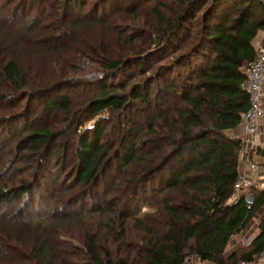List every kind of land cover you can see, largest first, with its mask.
<instances>
[{
	"label": "trees",
	"instance_id": "16d2710c",
	"mask_svg": "<svg viewBox=\"0 0 264 264\" xmlns=\"http://www.w3.org/2000/svg\"><path fill=\"white\" fill-rule=\"evenodd\" d=\"M104 1L98 6L103 15L106 6H112L115 0H109L106 5ZM63 3L59 6L63 15L71 17L87 0ZM202 6V13L198 14ZM153 11L157 18L150 32L155 35L153 45L149 44L152 48L138 47L135 54L104 60L101 67L104 74L93 75L99 91L90 95L85 106L91 116L72 125L77 161L73 183L79 185L74 198L84 199L90 192L97 196L95 184L104 180L113 193L105 202L95 201L96 209L109 217L96 225V229L91 225L93 229L85 230L83 248L95 264L102 263V255L109 264H181L189 253L219 264L253 261L264 251V214L244 250L226 255L225 249L230 237L264 209V182L248 188V193H252L250 202L244 192L233 199L241 162L238 127L249 101L243 82L247 77V62L256 53L254 38L264 27V0H173L168 15L164 16L156 5ZM66 21L61 24L66 26ZM190 21L195 22L190 24ZM78 22L75 19L70 23ZM8 38L9 35H0L3 49L0 73L6 87L19 89L30 82L25 81L18 60L3 55L7 52L3 41ZM170 50L172 56L157 64L148 77L151 81L146 79L126 88L129 80H125L119 89L107 83L109 73H119L156 54L160 58ZM154 81L157 82L151 95L149 88ZM73 82L59 77L45 86L44 91L53 93ZM42 101L43 109L52 112L69 114L72 110L73 97L65 91ZM141 101L145 108L142 122L138 124L137 112L129 110L133 113L126 116L122 113L116 120L121 130L115 141L109 142L106 125L112 110L121 111L131 104L130 108L137 111ZM16 121L0 120V141L18 133ZM54 136L55 131L46 125L33 127L25 136L29 139L27 145L21 140V147L34 148L40 144L54 149ZM41 167L48 170L46 164ZM42 171L40 176L47 173ZM34 186L33 181L24 179L13 188L2 187L0 195L8 199L14 189L24 192ZM144 203L152 206L154 213L140 212ZM130 212L143 230L139 236L144 241L131 242L136 247L134 258L129 257L132 246L111 254L108 241L100 236L101 229L107 235L114 232L118 242H123L127 234L124 219ZM47 240L43 235L37 242L40 245L37 252H42ZM57 248L54 247L55 251ZM49 250L53 255V248ZM41 261L49 264L50 256Z\"/></svg>",
	"mask_w": 264,
	"mask_h": 264
},
{
	"label": "rangeland",
	"instance_id": "374dc122",
	"mask_svg": "<svg viewBox=\"0 0 264 264\" xmlns=\"http://www.w3.org/2000/svg\"><path fill=\"white\" fill-rule=\"evenodd\" d=\"M61 1L64 2L0 0V35H9L8 40L3 39L8 49L5 48L7 52L3 55L7 59L10 56L16 58L24 71L25 81L30 82L22 88L9 89L2 82L3 76L0 73V120L10 121L13 118L16 121L18 117L16 122L20 129L9 140L0 141V189L13 188L24 179L35 184L24 192L14 189V192L8 194V199L0 195V264H44L41 258L48 255L49 264H65V261L67 264H95L83 248V235L88 227L93 229L94 225L96 229V225L107 220L108 213L101 214L96 209L95 201L105 202L113 193L106 185L108 181L104 180L95 184L97 196L93 197L90 192L84 199L74 198V192L79 185L73 183L77 161L74 154L76 137L71 131L72 125L89 116L85 108L86 102L92 93L99 91L93 75L104 74L101 68L104 60L124 58L135 54L138 47L145 50L153 45L155 35L150 32L157 18L153 7L156 5L166 16L173 3V0H115L112 6H106L105 15L107 13L109 16H105L98 7L103 0H87L80 11L66 17L59 7ZM108 2L109 0H105L104 4ZM203 8L204 6L198 9V14L202 13ZM75 19L79 22L71 24ZM63 21H66V26L61 24ZM193 22L195 21L188 23ZM0 50H3L2 47ZM172 54L171 50L165 51L160 58L156 54L140 64L133 63L119 73H109L107 83L119 89V85L125 80H129L126 88L146 79L151 81L148 77L153 74L157 64L167 61ZM59 77H67L74 82L53 93L44 91L45 86ZM82 77L89 79L82 80ZM156 82L149 88L151 95ZM38 90L41 93H37ZM60 91L68 92L73 97L69 114L43 109V98L56 95ZM137 106L140 107L137 111L130 108L131 104L125 105L121 111L112 110V125L109 126L110 122L106 125V138L109 142L115 141L121 130L116 120L121 118L122 113L126 116L133 113L132 111L137 112V122H142V111L145 112L142 101ZM130 121L128 119V123ZM44 125L55 131L52 141L56 147L44 148V145L37 144L34 148L29 146L22 149L21 140L27 145L29 139L25 136L32 132V128ZM135 131L139 132L137 129ZM45 164L48 170L41 167ZM41 168L47 172L44 176L39 174ZM118 177L122 176L116 175ZM153 209L148 203H144L140 212L148 211L151 214ZM130 213L124 219L127 234L123 242H118L114 232L107 235L101 229L100 236L110 242L107 244L111 254L121 253L132 246L131 242H144L139 236L143 234V230ZM263 214L264 209H260L241 231L230 237L225 249L226 255L234 250H244L257 232ZM63 215L66 217L62 218ZM151 217L153 215L149 218ZM39 232L48 238L42 252H37L40 246L37 242L43 236H39ZM55 246L58 247L57 251ZM50 248L55 251L52 252L53 255ZM135 248L134 245L130 248V258H134ZM187 258L192 264H219L203 261L193 253H189ZM102 259L101 264H109L105 255H102ZM235 264H264V251L253 261L244 260Z\"/></svg>",
	"mask_w": 264,
	"mask_h": 264
},
{
	"label": "built area",
	"instance_id": "2783aa9c",
	"mask_svg": "<svg viewBox=\"0 0 264 264\" xmlns=\"http://www.w3.org/2000/svg\"><path fill=\"white\" fill-rule=\"evenodd\" d=\"M246 75L243 86L248 91L249 101L246 109L241 113L240 124L243 130L240 132L242 140L240 156L255 169V174L248 175L242 167L239 169V174L233 186V199L237 198L242 192L248 194L250 186L260 184L261 182L258 179L260 173L258 172L259 170L264 171V163L255 162L250 157L258 145L255 136L259 130V118L264 111L262 107L264 99V43L257 47L256 53L247 62ZM181 264L192 263L191 260L186 258Z\"/></svg>",
	"mask_w": 264,
	"mask_h": 264
},
{
	"label": "crops",
	"instance_id": "0c3cea01",
	"mask_svg": "<svg viewBox=\"0 0 264 264\" xmlns=\"http://www.w3.org/2000/svg\"><path fill=\"white\" fill-rule=\"evenodd\" d=\"M254 42L256 44V47L264 43V27L259 29L258 33L256 34L254 38ZM263 89H264V86H263ZM262 107L264 109V99H263ZM258 124H259V128H258L259 130H258V134H256L255 136V140L258 145H257V148L253 150L250 157H252V160L255 162L264 163V152L262 151V149L264 148V111L259 118ZM242 130H243V127L240 124V126L238 127V132L240 133ZM241 167L243 168L244 172L247 173L248 175L255 174V169L252 168L246 160H243L242 157H241V162H240V168ZM258 173H260L259 174L260 176L258 179L260 180L261 183L264 182V171L259 170Z\"/></svg>",
	"mask_w": 264,
	"mask_h": 264
},
{
	"label": "water",
	"instance_id": "95a60500",
	"mask_svg": "<svg viewBox=\"0 0 264 264\" xmlns=\"http://www.w3.org/2000/svg\"><path fill=\"white\" fill-rule=\"evenodd\" d=\"M246 199H247V201H251L252 200V193H248L247 195H246Z\"/></svg>",
	"mask_w": 264,
	"mask_h": 264
}]
</instances>
